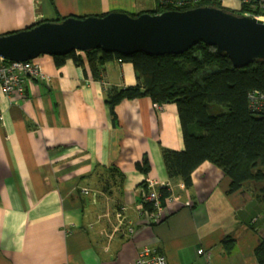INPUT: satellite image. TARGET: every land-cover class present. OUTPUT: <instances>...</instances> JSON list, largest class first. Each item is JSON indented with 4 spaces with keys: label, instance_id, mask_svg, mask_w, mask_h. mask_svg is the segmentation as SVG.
<instances>
[{
    "label": "crops",
    "instance_id": "0c3cea01",
    "mask_svg": "<svg viewBox=\"0 0 264 264\" xmlns=\"http://www.w3.org/2000/svg\"><path fill=\"white\" fill-rule=\"evenodd\" d=\"M220 2L240 9L239 0ZM154 7V0H0V35L59 17ZM34 61L45 79L26 78L10 94L0 86V264H135L146 245L167 264H258L264 222L247 225L237 210L255 199L264 215L260 184L228 194V179L209 161L193 171L190 187L169 179L161 150L184 148L177 105L125 99L113 117L105 102V87L136 84L130 62H107L97 80L86 62L57 67L47 54ZM143 157L146 172L137 168ZM145 178L172 190L152 224L137 209Z\"/></svg>",
    "mask_w": 264,
    "mask_h": 264
},
{
    "label": "trees",
    "instance_id": "16d2710c",
    "mask_svg": "<svg viewBox=\"0 0 264 264\" xmlns=\"http://www.w3.org/2000/svg\"><path fill=\"white\" fill-rule=\"evenodd\" d=\"M154 1L153 9L141 13L183 11L200 6L217 7L239 15L244 12L242 7L239 10L226 8L220 0H203L178 8L174 7L176 0ZM103 15L105 13L98 16ZM67 17H59L56 21ZM68 59L79 66L86 62L97 80H103L107 62L114 59L130 62L136 84L105 87V102L113 117L114 107L125 99L146 96L156 104L171 102L177 105L184 148L161 150L168 178L190 187L193 171L201 163L209 161L219 167L228 179V194L242 189L248 182L260 184L257 199L264 209V118L249 107L247 99L252 90L264 91V60L235 68L227 55L218 53L203 42L179 55L153 56L144 52L122 55L97 48L85 51L84 55L71 51L53 56L57 67ZM141 163H137V168L148 171L146 157ZM143 185L145 189V183ZM158 192L162 201L171 195L166 188L159 187ZM144 207L150 210V203H144ZM230 248L226 242V251ZM254 252L258 264H264V240Z\"/></svg>",
    "mask_w": 264,
    "mask_h": 264
},
{
    "label": "water",
    "instance_id": "95a60500",
    "mask_svg": "<svg viewBox=\"0 0 264 264\" xmlns=\"http://www.w3.org/2000/svg\"><path fill=\"white\" fill-rule=\"evenodd\" d=\"M198 42L227 55L233 67L244 68L264 60V20L212 6L157 14L111 11L103 16H69L0 35V58L27 61L43 54L65 55L97 48L122 55H179ZM262 211L251 199L237 215L245 224L257 227L264 222V215L259 217Z\"/></svg>",
    "mask_w": 264,
    "mask_h": 264
},
{
    "label": "built area",
    "instance_id": "2783aa9c",
    "mask_svg": "<svg viewBox=\"0 0 264 264\" xmlns=\"http://www.w3.org/2000/svg\"><path fill=\"white\" fill-rule=\"evenodd\" d=\"M198 1L203 0H176L174 2V7L178 8L186 4H194V2ZM240 2L244 9L243 15L264 20V0H240ZM77 53L84 55L83 51H77ZM26 78L45 79L46 75L40 70L39 65L34 60L12 61L0 58V86L7 94L21 92L23 90L22 84ZM247 99L249 107L264 118V91L259 89L252 90L248 93ZM154 106L157 107V104H154ZM144 183L146 188L144 189L142 201L138 204L137 209L141 218H143L145 222L152 224L160 220L164 205L172 199L171 193V195L166 196L162 201L158 188L172 190L168 182L157 187L158 183L156 181L145 178ZM146 202L150 203V210L144 207V203ZM121 210L124 211L125 206H122ZM126 229L128 232L127 234L131 235L133 232L132 225L128 226ZM197 253H203V249H198ZM134 263L167 264V259L163 254L158 253L155 248L146 245L138 250Z\"/></svg>",
    "mask_w": 264,
    "mask_h": 264
},
{
    "label": "rangeland",
    "instance_id": "374dc122",
    "mask_svg": "<svg viewBox=\"0 0 264 264\" xmlns=\"http://www.w3.org/2000/svg\"><path fill=\"white\" fill-rule=\"evenodd\" d=\"M239 2H240V0H239ZM240 7H242V6H241V2H240ZM226 8H229V9H232V10H236V8H231V7H226ZM148 10H151V9H147L146 11H148ZM123 12L129 13V12H127V11H123ZM141 12H142V11L134 12V14L138 15V14H140ZM77 51H79V50H77ZM81 55H82V54H81Z\"/></svg>",
    "mask_w": 264,
    "mask_h": 264
},
{
    "label": "bare ground",
    "instance_id": "6f19581e",
    "mask_svg": "<svg viewBox=\"0 0 264 264\" xmlns=\"http://www.w3.org/2000/svg\"><path fill=\"white\" fill-rule=\"evenodd\" d=\"M262 20V19H261ZM202 254V253H201ZM201 254H199V255H201Z\"/></svg>",
    "mask_w": 264,
    "mask_h": 264
},
{
    "label": "clouds",
    "instance_id": "9594fccd",
    "mask_svg": "<svg viewBox=\"0 0 264 264\" xmlns=\"http://www.w3.org/2000/svg\"><path fill=\"white\" fill-rule=\"evenodd\" d=\"M84 52V51H83ZM156 104V103H155Z\"/></svg>",
    "mask_w": 264,
    "mask_h": 264
}]
</instances>
